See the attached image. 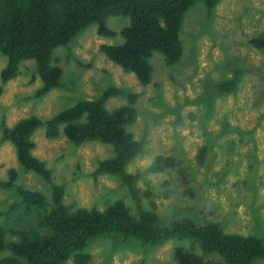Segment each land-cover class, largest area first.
Segmentation results:
<instances>
[{
	"label": "rangeland",
	"instance_id": "obj_1",
	"mask_svg": "<svg viewBox=\"0 0 264 264\" xmlns=\"http://www.w3.org/2000/svg\"><path fill=\"white\" fill-rule=\"evenodd\" d=\"M128 25L125 17L107 21L117 33ZM263 32L264 0H221L211 11L203 2H195L179 32L180 59L168 66L161 54L154 53L151 82L142 86L134 74L125 73L99 51L102 44H122L123 38L119 34L99 36L97 26L92 25L54 51L53 64L62 70V88L36 98L35 91L42 83L38 77L32 81L34 61L20 64V75L3 87L0 121L12 126L32 115L50 118L80 99H94L113 85L137 93V121L128 130L141 151L127 170L139 176V188L150 189L160 221L164 225L176 218L215 222L228 233L264 239V49L251 44ZM5 64L6 57L0 55V71ZM235 69L243 72L235 91L216 92L215 84L232 77ZM124 104V97H115L106 102V108ZM33 140V155L45 162L53 182L64 187V204L102 211L122 199L134 215L137 213L117 177L100 176L94 181L90 175L98 162L112 156L111 147L100 142L76 146L62 135L48 140L43 127ZM202 148L204 155H200ZM154 157L180 162L191 196L184 194L175 169L151 171ZM9 169L17 172L19 186L40 191L50 201V187L36 174L24 171L10 143L0 142V180L8 179ZM141 206L150 209L144 198ZM38 222V214L26 211L15 189L0 187V227L6 230L8 240L15 239L10 229L31 227L46 233ZM85 252L92 256L88 264L222 261L215 254H203L187 240L177 239L154 248L133 238L123 242L105 235L92 239ZM8 255V251L0 252V259ZM63 264L74 263L69 259ZM253 264H264V258Z\"/></svg>",
	"mask_w": 264,
	"mask_h": 264
},
{
	"label": "trees",
	"instance_id": "obj_2",
	"mask_svg": "<svg viewBox=\"0 0 264 264\" xmlns=\"http://www.w3.org/2000/svg\"><path fill=\"white\" fill-rule=\"evenodd\" d=\"M220 1L0 0V55L6 57L0 71V97L4 85L20 75V64L29 60L35 64L36 75L32 81L38 77L42 83L35 91L36 98L62 88V70L53 64L54 51L67 46L92 25L97 26L99 36L109 38L119 34L123 38L122 44H102L99 51L125 73L134 74L140 85L146 86L152 78L150 59L154 53L161 54L168 66L180 59L179 32L195 2H203L211 11ZM114 17L128 18L129 25L119 33L111 30L107 21ZM251 44L256 49H264V32L254 37ZM242 74V70L235 69L232 77L218 81L214 89L222 95L234 92ZM115 97H124L126 104L108 110L106 102ZM138 97L137 93L113 85L94 99H80L50 118L32 115L12 126L0 121V142L10 143L24 171L36 174L51 191L48 201L40 191L19 186L14 169L8 170L7 180H0L1 188L16 190L26 211H35L39 216L38 226L47 231L41 234L31 227L10 229L15 239L8 240L6 230L0 227V252H9L0 259V264H63L69 259L74 264H88L92 256L85 248L92 239L105 235L123 242L133 238L154 248L172 239L187 240L203 254H215L222 260L205 264H253L264 258V239L256 235L228 233L218 223H201L190 218H176L166 225L160 221L150 189L139 188V176L127 170L141 151L139 142L128 130L137 121ZM42 127L48 140L62 135L76 146L100 142L111 147L112 156L98 162L90 175L94 181L100 176L117 177L127 188L137 213L134 215L122 199L102 211L64 204V187L53 182L45 162L33 155L36 146L33 135ZM204 154L205 148H202L200 155ZM166 169L176 170L184 194L191 196L187 188L189 180L180 162L172 157L153 158L152 172ZM143 198L148 200L150 209L141 206Z\"/></svg>",
	"mask_w": 264,
	"mask_h": 264
}]
</instances>
